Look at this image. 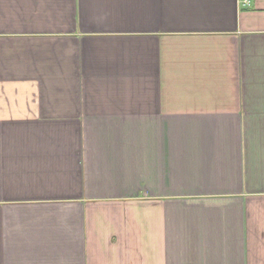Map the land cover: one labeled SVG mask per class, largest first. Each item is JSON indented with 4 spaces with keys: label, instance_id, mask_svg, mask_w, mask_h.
Wrapping results in <instances>:
<instances>
[{
    "label": "crops",
    "instance_id": "obj_1",
    "mask_svg": "<svg viewBox=\"0 0 264 264\" xmlns=\"http://www.w3.org/2000/svg\"><path fill=\"white\" fill-rule=\"evenodd\" d=\"M0 264H264V0H0Z\"/></svg>",
    "mask_w": 264,
    "mask_h": 264
},
{
    "label": "built area",
    "instance_id": "obj_2",
    "mask_svg": "<svg viewBox=\"0 0 264 264\" xmlns=\"http://www.w3.org/2000/svg\"><path fill=\"white\" fill-rule=\"evenodd\" d=\"M243 3L244 4H248V0H243Z\"/></svg>",
    "mask_w": 264,
    "mask_h": 264
}]
</instances>
